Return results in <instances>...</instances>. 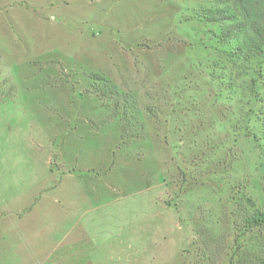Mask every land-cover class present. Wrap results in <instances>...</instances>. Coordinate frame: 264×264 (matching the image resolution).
Returning a JSON list of instances; mask_svg holds the SVG:
<instances>
[{
  "label": "rangeland",
  "instance_id": "374dc122",
  "mask_svg": "<svg viewBox=\"0 0 264 264\" xmlns=\"http://www.w3.org/2000/svg\"><path fill=\"white\" fill-rule=\"evenodd\" d=\"M262 20L264 0H0V197L97 189L107 264H263Z\"/></svg>",
  "mask_w": 264,
  "mask_h": 264
},
{
  "label": "crops",
  "instance_id": "0c3cea01",
  "mask_svg": "<svg viewBox=\"0 0 264 264\" xmlns=\"http://www.w3.org/2000/svg\"><path fill=\"white\" fill-rule=\"evenodd\" d=\"M62 183L34 199L0 197V264H107L121 254V235L93 215L103 195L60 193Z\"/></svg>",
  "mask_w": 264,
  "mask_h": 264
},
{
  "label": "trees",
  "instance_id": "16d2710c",
  "mask_svg": "<svg viewBox=\"0 0 264 264\" xmlns=\"http://www.w3.org/2000/svg\"><path fill=\"white\" fill-rule=\"evenodd\" d=\"M208 13L211 15V18H209L211 21H222L221 15L224 13L222 10H209ZM245 30L246 25L236 24L227 28L223 32L221 39L225 41L226 38L232 36L233 34L240 36V34L242 32L244 33ZM248 32L250 34L246 36V41H248L247 44H250L257 50L255 58L261 60L264 64V20L251 22L248 27ZM238 50H240V48ZM101 90L104 93V96H113L116 99L111 106L113 111L115 110L117 112V115H121L123 117L126 115L135 116L132 110L138 109V103L133 99V97L127 93L114 92L110 89V87H102ZM244 226L250 229L260 227L264 228V212L259 209L255 210L252 216L246 218ZM239 238L240 237H237L235 239L236 248H241ZM230 262L231 264L235 263L234 259L230 260Z\"/></svg>",
  "mask_w": 264,
  "mask_h": 264
}]
</instances>
